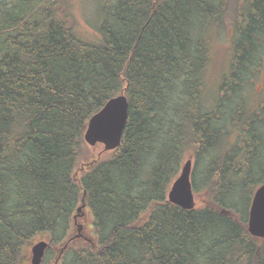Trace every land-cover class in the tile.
<instances>
[{"label": "trees", "instance_id": "1", "mask_svg": "<svg viewBox=\"0 0 264 264\" xmlns=\"http://www.w3.org/2000/svg\"><path fill=\"white\" fill-rule=\"evenodd\" d=\"M60 1L0 0V264H27L38 241L51 264L84 193L94 242L59 264H264L247 232L264 109L244 115L242 95L263 65L264 0H117L98 42L77 35ZM230 25L231 71L207 111L208 40ZM122 92L121 146L99 160L84 134ZM186 154L203 198L193 211L167 201Z\"/></svg>", "mask_w": 264, "mask_h": 264}, {"label": "rangeland", "instance_id": "2", "mask_svg": "<svg viewBox=\"0 0 264 264\" xmlns=\"http://www.w3.org/2000/svg\"><path fill=\"white\" fill-rule=\"evenodd\" d=\"M60 2L61 5H64V11L75 17L78 23L76 31L77 35L85 41L98 42L100 40L98 29L101 26L106 13L111 12L115 8L117 0H61ZM67 4L69 5L68 7H66ZM231 27L232 26L230 25V28H224L218 35H216V38L213 37V39L208 40V45L210 46V63L205 76L207 91L204 99V105H206V110L208 109L207 111L215 109L213 107L216 103V90H219L220 85L223 83L224 75L231 71V53H233V45L236 38L235 31ZM248 82L250 83L246 84L242 93L243 96H246L247 100L244 115L251 114V111H254L257 108L259 109L260 106L264 109V59L259 73L250 76ZM260 133L264 137V122L260 127ZM237 135L238 133L232 130L230 134L231 140L236 142ZM94 152L98 154L103 153V146L96 147ZM188 155L189 154H186V159L188 158ZM195 163L196 161L194 160V166ZM210 170L211 167L207 166L206 163H203L201 165L198 179L200 180V176H205ZM194 191L196 192L195 194H198V190L194 189ZM196 199L198 207H200V203L203 199L202 195L198 194ZM84 212L85 215L80 219L79 223L84 225V235L86 239H89L95 236L93 216L87 209ZM74 235H76V230L74 231ZM77 241L78 242L76 243L78 245H82V243L85 244L86 242L85 240L80 239ZM262 242H264V240Z\"/></svg>", "mask_w": 264, "mask_h": 264}, {"label": "water", "instance_id": "3", "mask_svg": "<svg viewBox=\"0 0 264 264\" xmlns=\"http://www.w3.org/2000/svg\"><path fill=\"white\" fill-rule=\"evenodd\" d=\"M128 118L129 102L125 92H122L118 97L110 99L90 119L84 134V141L93 151L96 147L103 146L104 152L97 157L99 160L103 155L110 154L121 146ZM193 161L194 157L190 155L180 171V176L174 181L168 193V202L185 211H192L196 207V196L192 184ZM93 165L94 162L82 165L79 171L84 172L86 168H90ZM85 198L86 193H84L82 204L74 216L77 234L64 244L56 263L60 261L61 255L67 250L71 242L84 238V227L79 224V221L84 217ZM248 232L256 239H264V185L260 186L254 193L249 211ZM49 248L50 244L45 241L34 245L31 264H42Z\"/></svg>", "mask_w": 264, "mask_h": 264}, {"label": "bare ground", "instance_id": "4", "mask_svg": "<svg viewBox=\"0 0 264 264\" xmlns=\"http://www.w3.org/2000/svg\"><path fill=\"white\" fill-rule=\"evenodd\" d=\"M4 1V0H3ZM115 152V151H114Z\"/></svg>", "mask_w": 264, "mask_h": 264}]
</instances>
